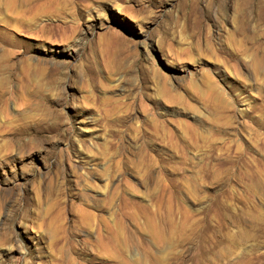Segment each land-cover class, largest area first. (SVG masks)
Returning <instances> with one entry per match:
<instances>
[{"label": "rangeland", "instance_id": "rangeland-1", "mask_svg": "<svg viewBox=\"0 0 264 264\" xmlns=\"http://www.w3.org/2000/svg\"><path fill=\"white\" fill-rule=\"evenodd\" d=\"M0 264H264V0H0Z\"/></svg>", "mask_w": 264, "mask_h": 264}]
</instances>
